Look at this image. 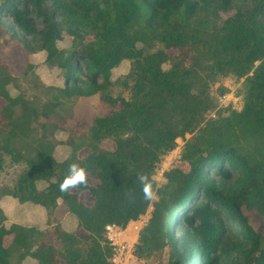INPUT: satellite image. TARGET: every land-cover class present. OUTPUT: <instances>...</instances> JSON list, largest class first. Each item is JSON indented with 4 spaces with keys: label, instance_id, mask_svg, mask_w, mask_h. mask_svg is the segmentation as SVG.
Masks as SVG:
<instances>
[{
    "label": "trees",
    "instance_id": "1",
    "mask_svg": "<svg viewBox=\"0 0 264 264\" xmlns=\"http://www.w3.org/2000/svg\"><path fill=\"white\" fill-rule=\"evenodd\" d=\"M1 31L30 54L42 51L45 64L63 71V86L39 105L11 94L18 79L0 63V170L7 159L21 166L13 186L0 184V197L40 207L46 226H6L0 208V264H14L13 255L17 264H114L107 226L125 228L151 203L137 173L149 175L158 200L135 256L168 248L167 264H264V236L243 212L264 218V0H0ZM63 34L68 48L57 45ZM123 61L130 62L127 98L110 91ZM227 76L243 79L240 110H217L211 85ZM94 95L117 108L95 116L84 136L66 139L69 156L55 160L43 145L31 158L20 148L39 116L53 115L63 99ZM187 133L181 159L189 170H167L157 187V165ZM106 138L114 150L100 146ZM71 163L98 183L60 192ZM84 190L91 205L79 198ZM59 204L85 237L55 216Z\"/></svg>",
    "mask_w": 264,
    "mask_h": 264
},
{
    "label": "rangeland",
    "instance_id": "2",
    "mask_svg": "<svg viewBox=\"0 0 264 264\" xmlns=\"http://www.w3.org/2000/svg\"><path fill=\"white\" fill-rule=\"evenodd\" d=\"M63 36V39L58 41L57 45L61 48H68L71 45V37L66 34H63ZM166 52L170 55H178L180 53L176 48L166 49ZM44 59L45 54L42 51L30 54L22 49L19 42L11 40L6 33H0V63L6 64L8 70L18 79L16 84L10 86L12 95L21 94L27 99L36 101L39 105L48 102L53 96L57 95L54 87L63 86V71L58 67H49L45 64ZM129 63V61H123L112 74L114 83L110 91L114 96H124L127 98L130 94L128 86L122 82L124 75L129 70ZM169 65V63H166L163 67L168 68ZM242 80V78L227 76L222 77L219 81L211 85V94L215 98L217 110L228 111L230 109H241L243 99L239 91ZM47 86H52L53 88H47ZM220 87H225L227 91L223 94L220 93ZM62 103L63 105L57 108L55 113L50 117L39 116L31 123L32 130H29L26 135L29 142L25 135L22 136V141L19 146L27 156L34 158L35 149L42 150V146L44 145L47 150L45 152H51L55 160L66 158L70 154V147L65 144L66 139L70 137L75 139L84 136L87 129L92 125L95 116H105L117 108L101 102L98 95L63 99ZM5 104L6 102L0 98V130L3 121L1 110ZM210 115L214 116L215 111L210 113ZM61 132L67 134L66 138L58 136V133ZM72 134L74 135L72 136ZM190 136L191 134L187 133L184 138H177L176 147L161 158L153 174L157 187H161L166 183L164 173L167 170L172 168H180L184 172L189 170L188 163L181 159V153L185 140ZM100 146L109 151L115 149L114 142L109 138L103 139ZM88 153L89 149L87 147L82 148L78 152L79 158H84ZM20 169L21 166L11 165L7 159L6 162H3V168L0 170V184H10L9 186H13ZM87 174V183L96 185L98 180L93 178L89 173ZM42 185L44 183L39 184V186ZM79 198L87 205L93 203V197L88 190L80 192ZM157 200L158 195H156L154 200H151L146 212L138 220L129 222L125 228L116 225L107 226L106 234L114 247L112 256L114 264H167L169 257L168 248L156 250L143 257H137L134 254L135 248L139 243V235L153 212V202ZM243 212L247 216L251 226L264 236V218L246 207H243ZM10 215L11 220L8 222L9 225L16 222H19L21 225H31L36 222L35 218L28 217L25 211L13 207L10 208ZM35 215L39 216L41 214L35 213ZM59 215L64 216V213H59ZM64 221H66V228L75 230L79 238L85 237V231L81 228L79 229L76 226V222L72 223L69 216H66ZM46 225L48 224L46 223ZM31 226H34V224ZM45 235L47 238L51 237L55 239V233H52L51 236ZM9 242L10 237H6L5 245L7 247ZM53 243L56 247H59V242L54 240ZM11 261L17 264L16 255L12 256ZM57 264L66 263L63 260H59Z\"/></svg>",
    "mask_w": 264,
    "mask_h": 264
},
{
    "label": "clouds",
    "instance_id": "3",
    "mask_svg": "<svg viewBox=\"0 0 264 264\" xmlns=\"http://www.w3.org/2000/svg\"><path fill=\"white\" fill-rule=\"evenodd\" d=\"M66 133H58L61 138H66ZM87 170L77 163H71L69 165L68 174L59 183V191L62 193H67L69 190L77 189L81 185L87 184ZM137 179L141 185V191L145 200H154L156 198V191L153 188V181L150 179L149 175L146 173H137ZM131 199L133 193L129 192L127 194ZM131 222V221H130Z\"/></svg>",
    "mask_w": 264,
    "mask_h": 264
},
{
    "label": "crops",
    "instance_id": "4",
    "mask_svg": "<svg viewBox=\"0 0 264 264\" xmlns=\"http://www.w3.org/2000/svg\"><path fill=\"white\" fill-rule=\"evenodd\" d=\"M11 207L25 211L26 215L28 217H32V218H36L35 213H40L42 218L38 219V217H37L36 218V222L32 223L31 225L34 224L38 228H43L45 226V220H44L45 213L40 207H37V206L35 207L34 205L29 204V203L21 204V203L18 202L17 199L13 198L10 195H3V196L0 197V208L4 211L5 216L7 217V219L4 222V224L6 226H9L8 222L11 220V215H10V208ZM62 212L64 213V216L59 215V213H62ZM67 214H68V209H67V207L64 204H59L56 207L55 216L59 220H61V221L64 220V218L67 216ZM16 223H19V222H16ZM26 225H28V224H26ZM31 225H28V226H31ZM6 237H10V242H9V245H10V243L12 242L13 235L10 234V235H6L4 237V239H3V246L4 247H7V245H5Z\"/></svg>",
    "mask_w": 264,
    "mask_h": 264
},
{
    "label": "built area",
    "instance_id": "5",
    "mask_svg": "<svg viewBox=\"0 0 264 264\" xmlns=\"http://www.w3.org/2000/svg\"><path fill=\"white\" fill-rule=\"evenodd\" d=\"M224 97V96H223ZM220 99H222V98H220Z\"/></svg>",
    "mask_w": 264,
    "mask_h": 264
}]
</instances>
